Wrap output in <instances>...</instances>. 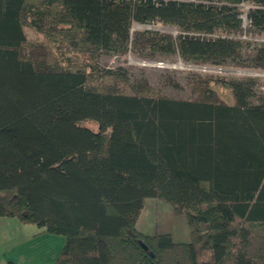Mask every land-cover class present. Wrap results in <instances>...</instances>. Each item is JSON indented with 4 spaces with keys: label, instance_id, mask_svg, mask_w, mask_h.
<instances>
[{
    "label": "trees",
    "instance_id": "obj_1",
    "mask_svg": "<svg viewBox=\"0 0 264 264\" xmlns=\"http://www.w3.org/2000/svg\"><path fill=\"white\" fill-rule=\"evenodd\" d=\"M243 3L264 34V0H0V218L64 237L55 264H264L258 81L193 78L183 100L98 67L146 50L264 69V44L233 37ZM155 22L180 33L131 34ZM147 199L186 218L187 242L136 229Z\"/></svg>",
    "mask_w": 264,
    "mask_h": 264
},
{
    "label": "rangeland",
    "instance_id": "obj_2",
    "mask_svg": "<svg viewBox=\"0 0 264 264\" xmlns=\"http://www.w3.org/2000/svg\"><path fill=\"white\" fill-rule=\"evenodd\" d=\"M251 8L249 3L239 5L240 16L243 29L233 36L245 42L253 44H264V34L252 30L248 26L246 13ZM158 32L177 37L179 30L175 26L164 25L160 22L141 25L133 23L131 34L135 32ZM25 36L28 44L41 43V36L32 30L25 28ZM73 59L78 56L70 55ZM98 67L102 69H125L130 77L131 83L146 82L152 89L153 94L174 99L189 100L193 98L191 80L194 78L214 79H242L254 78L258 81L260 95L264 97V69H254L248 67H238L235 65L212 66L196 65L185 63L177 56L163 57L151 54L146 50L138 52L129 51L125 55L117 56L113 54H101L98 58ZM89 128L95 130L92 124H87ZM2 221V220H0ZM0 222V239L7 242L6 237H10L12 230L8 223L12 220ZM136 229L144 234L153 235L158 233H168L175 242H187L189 239V227L183 215H175L171 206L162 201L147 199L143 210L136 222Z\"/></svg>",
    "mask_w": 264,
    "mask_h": 264
},
{
    "label": "crops",
    "instance_id": "obj_3",
    "mask_svg": "<svg viewBox=\"0 0 264 264\" xmlns=\"http://www.w3.org/2000/svg\"><path fill=\"white\" fill-rule=\"evenodd\" d=\"M9 219L0 218V222ZM8 225L12 233L6 237L7 242L3 243L0 239V264H55L64 247V237L49 234L33 224L19 220Z\"/></svg>",
    "mask_w": 264,
    "mask_h": 264
},
{
    "label": "water",
    "instance_id": "obj_4",
    "mask_svg": "<svg viewBox=\"0 0 264 264\" xmlns=\"http://www.w3.org/2000/svg\"><path fill=\"white\" fill-rule=\"evenodd\" d=\"M144 249H145V247H144Z\"/></svg>",
    "mask_w": 264,
    "mask_h": 264
}]
</instances>
